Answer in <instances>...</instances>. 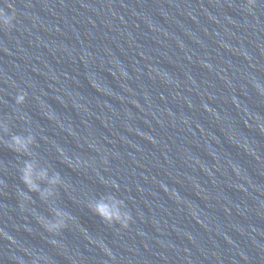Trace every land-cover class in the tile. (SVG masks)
I'll use <instances>...</instances> for the list:
<instances>
[{
	"label": "water",
	"instance_id": "95a60500",
	"mask_svg": "<svg viewBox=\"0 0 264 264\" xmlns=\"http://www.w3.org/2000/svg\"><path fill=\"white\" fill-rule=\"evenodd\" d=\"M0 8V264H264V0ZM30 159L61 177L46 202ZM110 197L127 228L92 210Z\"/></svg>",
	"mask_w": 264,
	"mask_h": 264
},
{
	"label": "clouds",
	"instance_id": "9594fccd",
	"mask_svg": "<svg viewBox=\"0 0 264 264\" xmlns=\"http://www.w3.org/2000/svg\"><path fill=\"white\" fill-rule=\"evenodd\" d=\"M255 0H248V4L251 6L254 4ZM4 7L12 9V5L5 3ZM13 16L5 15L3 8H0V25L8 27L11 25ZM256 87L264 93V89H260V86L257 84ZM25 100L24 95H19L17 97L16 103L23 104ZM0 129L3 132L7 133L9 131L8 126L4 123H0ZM264 131V129H261ZM34 144V137L32 135L21 136V135H12L11 142L6 144L10 150L18 153L30 155V146ZM20 171V180L28 189V192H35L40 195L42 201H47L54 195V189L62 183L61 177L58 174L53 175L52 177L48 176L47 169L40 168L37 169V165L34 160H27L24 163V167ZM40 182H45L49 185L48 189L42 190L40 187ZM20 196L27 200L29 199L28 195L24 192L19 193ZM124 203L121 200L115 198H109L107 201L101 200L98 201L93 206V211L95 214L99 215L101 219L108 225L119 224L123 228H127L131 220V216L124 211ZM54 216L57 218L55 222L45 219L43 216L38 218V222L43 227V229L50 234H59L61 230L67 227V220L70 219L67 213H64L60 210L53 209ZM53 244L56 242L53 240ZM39 259V257L37 258Z\"/></svg>",
	"mask_w": 264,
	"mask_h": 264
}]
</instances>
